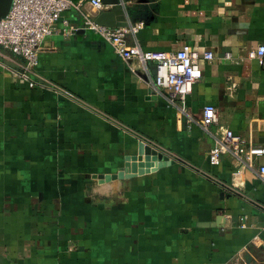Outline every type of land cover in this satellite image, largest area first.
I'll return each mask as SVG.
<instances>
[{"label": "crops", "instance_id": "crops-1", "mask_svg": "<svg viewBox=\"0 0 264 264\" xmlns=\"http://www.w3.org/2000/svg\"><path fill=\"white\" fill-rule=\"evenodd\" d=\"M71 1L94 21L112 7ZM122 4L128 27L142 23L130 44L188 43L214 59L184 107L155 89L153 62H125L74 7L64 18L75 33L42 43V86L15 75L25 60L2 49L0 264H264V158L241 173L231 156L208 159L227 128L264 146V59L249 57L264 45V0ZM207 104L219 111L210 133ZM141 139L171 161L127 177L147 161L128 160Z\"/></svg>", "mask_w": 264, "mask_h": 264}, {"label": "built area", "instance_id": "built-area-1", "mask_svg": "<svg viewBox=\"0 0 264 264\" xmlns=\"http://www.w3.org/2000/svg\"><path fill=\"white\" fill-rule=\"evenodd\" d=\"M90 2L98 11H103L108 6L101 0ZM73 7L82 17L83 28L99 34L113 46L115 53L125 62L134 60L141 63L153 62L155 89L167 94L171 102L179 100L184 107L194 84L203 76L201 61L214 59L211 50L200 52L188 43L175 51L144 50L137 44H130L127 39L128 34L136 33L142 23L131 27L100 25L83 11L81 3L75 5L71 0H13L9 13L0 19V54L2 49H5L24 58L25 64L21 69L14 70V73L30 87L42 86L35 77V70L43 41L57 31L64 35H72L78 29L64 18V13ZM59 21L63 26L58 29ZM230 57L231 54L227 53L226 58ZM249 57L263 61L264 45L251 49ZM0 65L4 64L0 61ZM218 121V108L213 104L205 105L201 121L203 129L210 133ZM141 141L148 145L146 140ZM159 152L168 156L163 151ZM225 156H231L237 162L240 167L238 173H241L244 168H253L256 162L264 158V146L255 143L252 136L244 137L227 128L222 131L210 149L208 159L212 165H217ZM258 172L264 179V163L258 165Z\"/></svg>", "mask_w": 264, "mask_h": 264}, {"label": "water", "instance_id": "water-1", "mask_svg": "<svg viewBox=\"0 0 264 264\" xmlns=\"http://www.w3.org/2000/svg\"><path fill=\"white\" fill-rule=\"evenodd\" d=\"M13 0H0V19L6 17V15L9 13L11 6H12ZM104 4L112 5V7L108 10L103 11L100 13L95 22L100 25H105L108 27H128L129 26V18L132 15V10L130 8H125V6L122 4V0H101ZM146 156V162H140V164L136 165L133 164L132 169L130 170L131 174H127V177L133 176L135 174L133 173H139L142 174L143 172H147L143 167H150L154 164H151V161L159 162V165L163 161H171L169 156H166L162 153H159L157 150L152 149L150 146L141 144L139 155L133 158H128V160L133 161H143V156ZM161 161V162H160ZM125 166L127 167V173H128V167H130L129 163H126ZM140 167L137 169V167ZM125 175V174H124ZM123 176V174H120V177Z\"/></svg>", "mask_w": 264, "mask_h": 264}]
</instances>
